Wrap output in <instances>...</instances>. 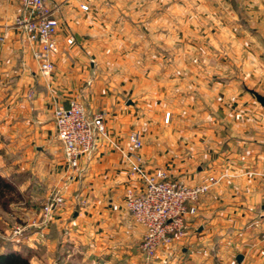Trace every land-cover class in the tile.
<instances>
[{"label":"crops","instance_id":"crops-1","mask_svg":"<svg viewBox=\"0 0 264 264\" xmlns=\"http://www.w3.org/2000/svg\"><path fill=\"white\" fill-rule=\"evenodd\" d=\"M47 2L59 20V47L51 57L53 70L43 76L18 31L9 26L19 10L18 0H0V173L16 178L17 187H32L35 181L44 194L67 185L65 201L50 220L56 236L47 239L49 244L59 242V259L69 251L86 252L85 259H90L106 249L110 253L104 259L116 264L114 255L128 259L123 253H130L144 232L124 207L128 168L115 148L97 140L76 169L65 160L52 113L55 106L77 98L88 114L103 113L109 132L125 133L136 121L149 170L167 163L173 178L189 184L207 174L223 175L201 195L185 231L165 251L179 249L182 264H264V104L253 94L264 98V89L255 79L246 83L241 78L245 73L264 76V71L190 65L184 75L188 93H198L195 132L185 126L183 133H171L160 151L155 126L150 135L143 129L146 117L136 114L132 119L131 107L138 103L122 102L121 91L108 100L107 70H96L97 51L107 46V0ZM183 2L185 40L190 47L199 45V59L264 60V0ZM68 36L72 43L66 42ZM91 73L99 79L88 85ZM228 75L234 78L223 82ZM190 120L187 125L193 124ZM133 184L142 187L139 181ZM111 203L118 208L112 209Z\"/></svg>","mask_w":264,"mask_h":264},{"label":"rangeland","instance_id":"rangeland-1","mask_svg":"<svg viewBox=\"0 0 264 264\" xmlns=\"http://www.w3.org/2000/svg\"><path fill=\"white\" fill-rule=\"evenodd\" d=\"M183 5V0H107L109 9L107 10V46L104 45L100 51H97L99 59L96 70L98 72L107 70V99L115 98L113 93L119 94L121 91L122 102L130 100L138 103L135 107H131L133 108L132 117L136 114L146 117V120H143V129L147 134L151 135L152 128L155 126L153 135L158 136L159 140L154 141L159 144L160 151L161 148L166 149L167 138L171 133L181 134L185 126L191 127V131L195 132L194 126H197L195 121L199 120V115L196 110L198 102L194 96L198 93L194 92V96L188 93L189 82L184 75L185 69L190 65L192 68L217 67L225 71H230L232 68L251 67L264 71L263 59L234 61L226 56L220 60L199 59V45L192 43L190 47V43L185 40ZM260 75L250 77L249 73H245L241 75V78H244L246 83H248L247 80L252 83L251 78L255 79L257 85L264 89V76ZM98 77L91 73L87 84H92ZM229 78L231 80L234 77L224 76L223 82L227 83ZM262 93L264 94V90ZM195 111H197L196 114ZM132 119L135 120V117ZM189 120L193 124L187 125ZM135 124L136 121L127 124L125 133L115 134L112 131L109 135L115 141L122 143L130 131H138ZM141 157L143 164L149 170L142 154ZM5 158L1 157V161ZM164 159L166 161L167 157L164 156ZM159 167L173 177L167 163ZM1 175L11 187L4 190V194L0 196V252H3L10 243H15L12 240V231L15 226H20L24 228L23 237L15 244L29 249L30 262L33 261L35 264H108L104 257L110 252L106 249L97 250V254L90 259H85L86 252H80L83 255H79V252L71 251L66 252L64 259H59L55 252V245L59 242L57 240L52 244L47 242L51 234L53 237L56 236L55 226L51 224V219L46 222L40 219L41 206L55 189H49L50 191L44 194V189L33 180L32 187H17L14 184L15 181L17 182L16 178L14 181L6 174ZM30 216L32 218L29 220ZM47 228L49 230L46 233ZM140 239L136 245H132L130 253H123L128 259L124 257L120 259L119 256L114 255L116 264H182L183 258H180L179 249L172 252L164 250L172 242L159 249L154 259L147 262L144 254L138 249ZM134 257L137 258V262Z\"/></svg>","mask_w":264,"mask_h":264},{"label":"built area","instance_id":"built-area-1","mask_svg":"<svg viewBox=\"0 0 264 264\" xmlns=\"http://www.w3.org/2000/svg\"><path fill=\"white\" fill-rule=\"evenodd\" d=\"M19 10L13 16L10 27L16 29L21 40L38 64L39 73L48 76L54 68L52 54L58 50L59 20L53 6L47 0H18ZM87 9L86 4H81ZM3 35H0L2 41ZM67 43L73 42L68 36ZM55 137L61 143L65 160L76 169L83 155L90 153L97 140L115 148L127 164V183L123 187V203L132 218L144 228L138 249L146 261L151 262L159 249L180 236L197 211L201 195L206 193L221 177L207 174L198 182L189 184L170 176L161 167L147 170L140 154L142 138L138 131H130L123 142L111 138L103 120V113L88 114L83 103L71 98L66 105L55 106L53 113ZM264 174V173H263ZM139 181L140 189L134 187ZM67 185L55 190L43 203L40 219L46 222L65 201ZM84 203V200H80ZM117 209L116 203H111ZM24 228H13L12 240L21 241Z\"/></svg>","mask_w":264,"mask_h":264},{"label":"trees","instance_id":"trees-1","mask_svg":"<svg viewBox=\"0 0 264 264\" xmlns=\"http://www.w3.org/2000/svg\"><path fill=\"white\" fill-rule=\"evenodd\" d=\"M10 187L9 182L0 174V196ZM29 255L30 252L21 245L10 243L3 252H0V264H32Z\"/></svg>","mask_w":264,"mask_h":264},{"label":"water","instance_id":"water-1","mask_svg":"<svg viewBox=\"0 0 264 264\" xmlns=\"http://www.w3.org/2000/svg\"><path fill=\"white\" fill-rule=\"evenodd\" d=\"M253 94L255 95V98L258 102H260L261 104H264V98L262 97V95H260L259 93L253 91ZM241 254L237 255V259L240 260L241 259Z\"/></svg>","mask_w":264,"mask_h":264}]
</instances>
